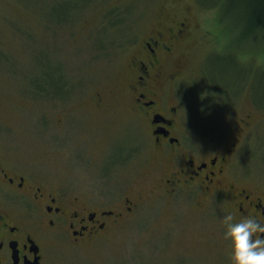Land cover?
I'll return each instance as SVG.
<instances>
[{
  "label": "rangeland",
  "instance_id": "rangeland-1",
  "mask_svg": "<svg viewBox=\"0 0 264 264\" xmlns=\"http://www.w3.org/2000/svg\"><path fill=\"white\" fill-rule=\"evenodd\" d=\"M212 2L0 0V163L94 207L122 211L125 196L139 200L86 244L49 233L44 264H218L229 241L226 200L196 211L190 199L151 195V136L124 88L140 40L186 17L174 56L183 74L165 100L187 141L213 153L235 141L229 175L264 181V39L243 37L245 19ZM42 70L68 89L54 90L63 85L54 80L37 91Z\"/></svg>",
  "mask_w": 264,
  "mask_h": 264
},
{
  "label": "flooded vegetation",
  "instance_id": "flooded-vegetation-1",
  "mask_svg": "<svg viewBox=\"0 0 264 264\" xmlns=\"http://www.w3.org/2000/svg\"><path fill=\"white\" fill-rule=\"evenodd\" d=\"M150 31L127 64L124 88L132 112L146 124L151 136L157 161L150 168L151 195L190 199L196 211L225 199L226 213L231 215L229 225L242 216L264 219V181L234 171L229 175L236 142L214 153L190 143L182 134L177 107L165 100L166 85L183 74L184 62L174 56L190 31L186 17L159 22ZM100 100L103 95L97 92L93 101ZM248 116L242 118L244 125L249 123ZM122 147L126 148H118L127 156ZM54 185L9 162L0 163V264H44L49 233L66 236L76 245L86 244L116 219L111 217L132 212L139 201L125 196L123 210L115 211L94 207L86 198ZM228 247L229 241L218 264H233Z\"/></svg>",
  "mask_w": 264,
  "mask_h": 264
},
{
  "label": "clouds",
  "instance_id": "clouds-1",
  "mask_svg": "<svg viewBox=\"0 0 264 264\" xmlns=\"http://www.w3.org/2000/svg\"><path fill=\"white\" fill-rule=\"evenodd\" d=\"M226 235L233 264H264V219L242 216L230 225Z\"/></svg>",
  "mask_w": 264,
  "mask_h": 264
},
{
  "label": "trees",
  "instance_id": "trees-1",
  "mask_svg": "<svg viewBox=\"0 0 264 264\" xmlns=\"http://www.w3.org/2000/svg\"><path fill=\"white\" fill-rule=\"evenodd\" d=\"M222 3L223 5L233 7L234 10L242 17V19H245V22H242V27L244 25L243 37L249 35L264 39V0H214V2L210 3V5H222ZM71 11L75 12L76 10H74L72 7ZM73 14L74 13H70L69 17L60 18V22L67 21L73 16ZM57 20L59 21L58 18ZM52 75V72L48 73L42 70L40 77H37V79L39 81L41 79V82L44 80V82H40L37 91L44 93L45 90L47 91V87L54 85L52 83L54 80H58L61 82V84H63L62 87H52L54 90L57 89L58 91H65L68 89V84L66 87H64V83L61 81L60 77L53 78Z\"/></svg>",
  "mask_w": 264,
  "mask_h": 264
}]
</instances>
